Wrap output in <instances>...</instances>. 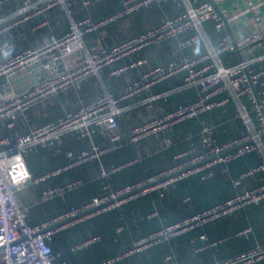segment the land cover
Returning <instances> with one entry per match:
<instances>
[{
	"label": "built area",
	"instance_id": "built-area-1",
	"mask_svg": "<svg viewBox=\"0 0 264 264\" xmlns=\"http://www.w3.org/2000/svg\"><path fill=\"white\" fill-rule=\"evenodd\" d=\"M11 1L14 0H0V7ZM29 1L24 0L19 13L27 12L32 7ZM57 1L59 0H46L41 5L32 7L33 13H43L53 8ZM167 1L169 0H119L120 8L101 21L93 22L88 17L80 21L70 19L68 31L62 36L50 35L41 47L9 56L0 63V124L6 129H12L17 117L25 110L32 109L48 95L77 87L89 77L98 75V71L103 67H108L110 76L116 78L132 70H140L137 76L123 87L119 96L108 93L101 95L90 103L82 104L74 112H65L58 119L32 127L26 133H18L14 136L0 134V264H67L60 260V255L52 249L53 237L58 232L83 220L115 210L149 193H157L162 197L176 183L188 177L210 179L216 168L224 172L229 163L251 154L258 158V164L240 174L233 185L239 187L243 180L252 179L255 183L253 187L237 192L222 203L137 239L132 249L125 255L142 252L162 241L231 216L249 205H259L264 202V68L257 67V64L264 60V55L252 56L251 45L259 39L237 36L232 41L225 32V22L232 25L239 16L253 15L260 22L259 13L264 6V0L258 2L244 0L246 1L244 10L231 16L228 15V10L222 7L230 0H212L213 3L209 0H171L179 7L174 18H164L158 26L141 34L128 36L110 48L99 46L96 50L90 51L84 45L83 38L86 34L140 9ZM87 4L86 1L83 2L84 6ZM8 22L7 17L0 13V35L19 23V21ZM45 24L44 22L41 26ZM184 34L188 36L182 37ZM168 40L175 41L176 54L196 44H202L205 52L194 59L176 58L164 65L148 67L147 59L141 57L111 68L112 64L121 57L160 45ZM7 46L6 41L0 42V53ZM236 50L239 51V54L236 53L238 60L232 62V55ZM32 61L38 62L41 79L33 89L19 93L12 83L14 74L22 73ZM180 73L185 75L181 87L151 95L143 101L149 112L153 111L155 101L174 92L194 89L198 98L171 111L148 116L140 125L130 130L129 141L138 143L152 134L198 119L201 115L212 113L229 103L235 108L234 118H239L243 125L238 136L218 143L213 137L214 127L202 121L197 134L198 144H189L177 151L173 155L174 163L171 166L114 190H109V185L104 184V193L100 196L93 197L79 206H72L47 221L34 225L26 222L27 210L20 203L17 193L23 190L29 181L39 185L85 162L98 161L102 155L116 149L120 140L117 118L128 109L122 107L121 103L133 99L144 91H149L155 85ZM93 127L101 133H107L108 145L99 147L93 142L91 137ZM69 133H75L78 138H87L90 141L89 148L77 155H67L66 164L60 168L36 177L32 176L25 157L30 153L38 154L41 150L47 149L60 153L58 144ZM173 144L171 138L165 137L161 141L162 149L171 148ZM136 162L137 159H134L125 165L113 166L109 170L102 168L100 177L109 178L112 173ZM80 186V180H68L44 187L39 193L38 203L61 198ZM248 232L249 229L239 234ZM95 240V238L85 240L75 246V249L86 248ZM200 240L204 246L199 248V251L216 245V242L205 245V235H201ZM171 258L167 256L165 261L169 262ZM263 259L264 244H257L227 259L224 263L215 264H253ZM112 262L113 259H106L96 264Z\"/></svg>",
	"mask_w": 264,
	"mask_h": 264
},
{
	"label": "trees",
	"instance_id": "trees-1",
	"mask_svg": "<svg viewBox=\"0 0 264 264\" xmlns=\"http://www.w3.org/2000/svg\"><path fill=\"white\" fill-rule=\"evenodd\" d=\"M118 3V0H100L96 5L94 4L91 7V13L93 10H97L100 14H96L94 16L95 18H91V20L93 22H98L115 13L120 8ZM103 6L107 9L110 8V10L103 18H99L103 12L107 11L103 9ZM178 11L179 7L177 4L169 0L160 5L154 4L148 8H143V10H139V13L135 14V12L119 19L114 22V24L123 21L122 23L127 29L134 23L137 24L135 31H130L132 34L130 36H134L158 26L164 18H174ZM137 22H139V24ZM86 36L87 34L84 37ZM187 36L188 34L182 35V37ZM160 48V54L156 60L151 61L145 57L148 61V67L164 65L176 58L186 57L188 59H194L205 52L202 44H196L176 54L175 41L173 40L163 42ZM165 53L167 54L166 59H164L166 56ZM139 72L140 70H136V76ZM136 76L128 79L126 78L122 83H118L119 87L123 89V87ZM184 76L183 73H180L158 84L151 89V94L158 95L181 87L184 82ZM93 83L94 82L91 81L80 86L85 96L87 94V88H89L91 84L93 85ZM197 98L198 94L196 90H182L155 101L151 113L148 112L146 108L145 110L144 108H140L131 112L128 118L125 114L118 117L117 132L121 137L120 146L117 143V147L119 146V148L105 153L98 161L85 162L37 185V187L43 188L54 186L68 180L79 179L83 181V185L80 188L67 193L62 198H56L53 201L30 208L26 211V222L30 225H34L47 221L65 212L72 206H79L93 197L100 196L104 193V184L109 185V190H114L126 184L135 183L171 166L174 163L172 159L173 155L189 144L185 142L186 135L188 133L193 135L198 134L202 121L214 127L213 137L218 143L225 142L238 136L243 129V125L239 118H234L235 108L229 103L221 109L214 110L212 113L201 115L198 119L178 124L160 133L155 140L151 138L150 140H145L138 144H132L128 141L130 133L128 129L138 126L137 124L139 123V117L141 115H146V118L148 116H157L161 112H168L176 107L191 103ZM40 116L41 115L28 117L32 121V119L39 118ZM58 118L59 117L56 119ZM18 120L19 119H15L14 125ZM47 122L45 121L42 124ZM16 125L22 127L23 121L19 120ZM0 134H4V132ZM7 134L12 136L14 132L8 131ZM91 137L93 142L99 147L108 145V135L106 132L101 133L93 127L91 128ZM165 137L171 138L174 144L171 148L160 151L162 148L161 141ZM68 138L70 142L80 143L81 150L79 153L89 148L90 141L87 138H78L76 135L72 134ZM86 141L89 142L88 148L85 149ZM151 143H153L152 149L158 150V153H153L151 156L143 158L138 163L126 166L112 173L109 178L100 177L101 167L105 170H109L113 166L125 165L139 156L141 157L143 149H148V151H150ZM47 151L48 153L45 154V156H47L45 160L42 158L44 153L40 155L30 153L25 157L28 170L32 176L36 177L66 164L67 160L65 161L63 154L60 153L61 155L58 154L59 156H54L53 149H48ZM258 162L259 160L255 155H247L229 163L224 172L220 168H216L213 177L210 179L200 180L197 176L188 177L176 183L175 186L166 191L162 197H159L157 193H149L143 197L130 201L127 203V206L121 210L108 211L75 224L58 232L53 237L52 249L55 253L60 255V260L65 261L67 264H93L100 262L114 254L123 252L124 250L121 249V247H127L128 236H143L138 233L139 228H144L148 231L145 234L148 235L156 232L161 227L169 226L186 217L222 203L234 196L237 192L253 187L255 183L252 179L243 180L239 187H235L233 183L238 180L240 174L249 167L257 165ZM153 211H156V215L148 219L147 216ZM123 225L128 227L127 230L117 233L116 229ZM247 229H249L248 233L239 234ZM201 235H205L206 237L205 245L211 242H216V245L214 247H205L202 251H196L201 246L199 240ZM91 237H97L98 240L83 250H71L75 244L88 240ZM257 244H264V202L259 205H249L231 216L207 223L200 229H195L181 236L162 241L143 254L132 258L131 263L172 264V261H164L165 256L170 254H174V261L183 262L185 264L224 263L227 259ZM172 249L174 250L172 251ZM253 264H264V259Z\"/></svg>",
	"mask_w": 264,
	"mask_h": 264
},
{
	"label": "crops",
	"instance_id": "crops-1",
	"mask_svg": "<svg viewBox=\"0 0 264 264\" xmlns=\"http://www.w3.org/2000/svg\"><path fill=\"white\" fill-rule=\"evenodd\" d=\"M85 1L88 3L86 6L83 5V2H85ZM99 1L100 0H68V1H60L59 0L56 2V4L53 6V8H51L47 11H44L43 13H40V14L33 13L32 7L37 6V5H41L42 3L46 2V0H30L29 4L32 7L27 12H22V13H19L18 11L24 5V0H14V1H11L10 3L3 4L0 7V13L3 16L7 17L8 21H9L8 23L13 22V21H19V23L10 27L8 30H6L5 32H3L0 35V42L6 41L8 43L7 48L0 53V63L4 62L9 56H13L15 54H18V53L26 51V50H32V49H36V48L41 47L42 44L44 43V41L50 35H54L56 37L62 36L64 33H66L68 31L70 19H73L74 21H80V20L87 18V17L90 19L95 18L94 16L96 14L99 15L100 12H98L97 10L96 11L93 10L94 13H93V11L91 13V7L94 4L96 5ZM252 1L258 2L259 0H252ZM118 2H119V0H118ZM118 5H120V2L118 3ZM245 5H246V1H244V0H230L226 3H224L222 7L227 9L228 10L227 12L229 13L228 15L231 16L235 13L237 14L240 11L244 10ZM103 9H106L107 11L103 12V14L101 16H99V18H103L105 16V14L108 13V11L110 10V8L107 9V8H104V6H103ZM137 13H139V11H137L135 14H137ZM259 15H260L259 19H261L260 22H258L257 19L255 17H253V15H249V14L247 15L246 14L245 16H239L236 19V21H234L232 23V25L230 23L228 24L229 28H230L231 35H229L227 29L225 31L227 35L232 36L233 38L238 36V37H250L251 39H259L258 42L252 43L253 45H251V48H250L252 50V56H254V57L264 55V6L261 8ZM44 22L46 24L44 26H41V24ZM122 22L116 23V24L112 23L110 25H106L105 27L99 28L92 33H88L87 36L83 38V42H84L85 47L90 51L96 50L99 46L100 47L102 46L104 48H110V47L114 46L116 43L125 39L126 37L132 35L130 33V31H135V29H136L135 27L137 26V24L134 23L130 28L127 29L124 27ZM137 23L139 24V22H137ZM128 27H129V25H128ZM160 45L147 47V48L143 49L142 51L127 55L125 57H121L118 61H116L112 64L111 68L119 67L121 65L128 63L131 60H135V59H138L141 57H146V58L150 59L151 61L156 60L160 54L159 53V50L161 49ZM232 56H233L232 62H236L238 60V55L236 54V52H234V54ZM166 58H167V54L164 57V59H166ZM257 67L264 68V60L262 62L258 63ZM104 70H106V71H104ZM109 72H110V69L107 67V68L103 69L100 74L89 77L88 79L83 81L77 87L62 90V91L58 92V94H55V95H48L40 103H38L34 107H32V109L25 110L21 116L16 118V119L23 121L22 127H19L18 125H16V123L19 120L15 123V125L12 129H6L4 125L0 124V133L4 132V134H7L8 131H13L14 134H12V136H14L15 134H18V133H26V132L30 131L32 127L39 126L40 124L44 123L45 121L46 122L50 121V120L53 121L57 117L62 116L65 112H74L82 104L92 102V100L93 101L96 100L101 95H104L107 93L111 94V95H120L122 92V87L120 88L118 83H122L126 78L128 79V78H132V77L136 76L135 70H132L130 72H126L118 78L110 76ZM40 79H41V72L38 70V62L32 61V63L30 65H28V67L22 73L17 72L14 74L12 83H13L16 91L21 93V92H25L27 90L33 89L34 85H36L40 81ZM91 81H93L94 83H93V85L91 84V86H89V88H87V90H86L87 94L85 96L84 93L81 91L80 86L81 85L83 86L86 83L91 82ZM155 86H157V85H155ZM151 89L149 91H144V92L140 93V95L134 97L131 100L129 99V100L123 101L121 103L122 107H128V109L123 113L127 116V118L129 117V114L131 112H133L134 110H138L140 108H144V110L146 108L147 111L149 112L147 106L143 103V101L152 95ZM123 114L121 116H123ZM39 115H41L39 118L37 117L35 119H32V121L29 119V117H31V116L36 117ZM121 116H119V117H121ZM145 118H146V115L145 116L141 115L139 117V123L137 125H140L144 121L143 119H145ZM131 128L132 127H130L129 129H131ZM129 129H128V131H130ZM162 132H164V131H162ZM162 132H158L156 134H152L146 138H143L138 143L145 141V140H150L151 138H154L153 140H155L157 138V136ZM71 134L76 135L75 133L66 134L58 144V147L60 149V153L63 154L65 161L68 160L67 155H69V154L70 155H77V154H79V151L81 150L79 142L75 143V142L69 141L68 137ZM120 140H121V137H120ZM120 140L118 142V145L121 143ZM128 141H129V136H128ZM88 142L86 141L85 149L88 148ZM185 142H187L189 144H198L197 134L193 135V134L188 133L186 135ZM138 143H136V144H138ZM152 144L153 143H151L150 151H148V149H143V151H142L143 154L141 157L139 156L138 158H136L137 159L136 163H138L139 161H141L145 157L151 156L153 153L159 152L156 149H152ZM89 146H90V143H89ZM119 146L117 148H119ZM116 149H114V150H116ZM47 150H41L38 153V155H40L41 153L42 154L44 153L43 154L44 157L42 156V158L44 160L47 157V156H45V154L48 153ZM114 150H112V151H114ZM162 150L163 149L161 148L160 151H162ZM60 153H58V154L61 155ZM53 154H54V156H59L54 151H53ZM101 168H103V167H101ZM80 181H81V186H82L83 181L82 180H80ZM40 186H42V185H40ZM38 187H37V185L32 183V181H29L27 183L26 187L17 193V197H18L20 203L26 208L27 211L30 208L39 205L38 199H39V193H40L42 187H39V188ZM80 187H78V188H80ZM77 189H75V190H77ZM75 190H73V191H75ZM126 206H127V203L120 206L119 208H117L115 210H121L122 208H124ZM153 213H155V215H156V211H153L151 214H149L147 216V218L148 219L153 218L154 217ZM83 221H85V220H83ZM83 221H81V222H83ZM81 222H79V223H81ZM76 224H78V223H76ZM127 228L128 227L126 225L125 226L123 225V226L117 228L116 232L118 233L120 231L127 230ZM147 232L148 231H146L144 228H139L138 233L143 235V236H140V237H136L134 235L128 236L127 247H125V248L121 247V249H123L124 251L121 253L114 254L111 257L105 258L104 260L113 259V262L111 264H132L131 263L132 258H134L137 255L143 254L145 251H148L149 249L157 246V244H156V245H153V246L149 247L148 249H146L142 252L131 253V254L125 255L128 251H130L132 249L133 243L137 239L143 238V237H146V236L152 234V233H150L148 235H145ZM93 238L96 239L95 241L98 240L97 237H93ZM93 238L91 237L89 239H93ZM199 240H200V238H199ZM82 242H84V241H82ZM82 242H80V243H82ZM80 243L75 244L73 246V248H71V250L75 251V250L85 249V248L75 249V246H77ZM93 243H91V244H93ZM200 243H201V246H200V248H201L204 245L202 244L201 240H200ZM170 246H171V244H170ZM174 249H175V247H174ZM174 249H172V251ZM196 251H199V248ZM167 256L172 257L170 260V261H172V264H176V263L185 264L183 262L174 261V254H170ZM167 256H165V258ZM165 258H164V261H165ZM93 264H96V263H93Z\"/></svg>",
	"mask_w": 264,
	"mask_h": 264
},
{
	"label": "water",
	"instance_id": "water-1",
	"mask_svg": "<svg viewBox=\"0 0 264 264\" xmlns=\"http://www.w3.org/2000/svg\"><path fill=\"white\" fill-rule=\"evenodd\" d=\"M209 1H210L211 3H213L212 0H209ZM216 9H218V8L216 7ZM225 26H226V29H227L229 35H231L229 25H228L226 22H225ZM230 37H231V40L233 41V37H232V36H230ZM236 53L239 54V51L236 50Z\"/></svg>",
	"mask_w": 264,
	"mask_h": 264
},
{
	"label": "rangeland",
	"instance_id": "rangeland-1",
	"mask_svg": "<svg viewBox=\"0 0 264 264\" xmlns=\"http://www.w3.org/2000/svg\"><path fill=\"white\" fill-rule=\"evenodd\" d=\"M104 68H107V67H103L102 69H100V70L98 71V74H100L101 71H102Z\"/></svg>",
	"mask_w": 264,
	"mask_h": 264
}]
</instances>
